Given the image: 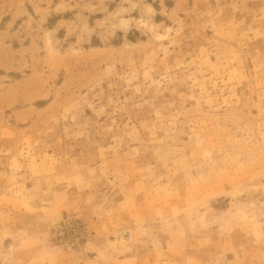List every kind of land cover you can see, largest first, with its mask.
Here are the masks:
<instances>
[{"label":"rangeland","instance_id":"374dc122","mask_svg":"<svg viewBox=\"0 0 264 264\" xmlns=\"http://www.w3.org/2000/svg\"><path fill=\"white\" fill-rule=\"evenodd\" d=\"M0 264H264V0H0Z\"/></svg>","mask_w":264,"mask_h":264}]
</instances>
